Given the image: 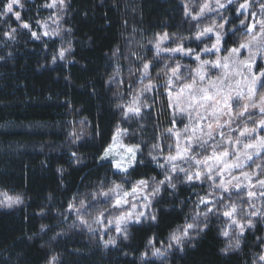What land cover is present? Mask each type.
Returning <instances> with one entry per match:
<instances>
[{
	"label": "trees",
	"instance_id": "16d2710c",
	"mask_svg": "<svg viewBox=\"0 0 264 264\" xmlns=\"http://www.w3.org/2000/svg\"><path fill=\"white\" fill-rule=\"evenodd\" d=\"M38 1L42 5L45 0H34ZM21 2L25 15L32 2ZM202 3L68 0L63 39H35L24 30L14 44L15 52L10 56L0 52V191L23 194L27 200L20 208L0 210V264H49L53 256L58 264H254V257L262 251L257 238H264V222L258 219L257 227L245 232L241 249L234 252L222 251L226 241L218 225L209 223L185 242L183 250L177 245L165 258L152 256L153 245L163 250L194 209L191 187L184 186L178 176L173 179L176 189L163 190L156 200L157 221L128 226L129 239L122 238L114 249H104L79 221L73 224L74 212L65 211L72 196L78 195L93 204L84 212L86 217L97 213L99 202L92 200V194L101 182L105 187L112 181L129 187L139 179L159 178L147 165H136L125 178L111 164H101L99 157L111 144L122 117L116 105L123 89L131 84L132 96L141 87L133 53L139 51L144 38L158 33L193 37L210 26L214 16L193 22L183 14L185 4L197 11ZM243 38L238 34L232 40ZM69 42L72 47L67 57L50 66L52 53L67 48ZM116 49L119 52L113 56ZM151 57L149 52L147 59ZM164 62L172 59L162 57L152 70L153 80ZM117 70L119 75L108 83ZM73 129L81 132L75 142L69 135ZM232 200L247 209L246 198L235 194ZM42 224L49 227L42 231ZM145 252L148 256L142 260Z\"/></svg>",
	"mask_w": 264,
	"mask_h": 264
},
{
	"label": "snow or ice",
	"instance_id": "6c2138e0",
	"mask_svg": "<svg viewBox=\"0 0 264 264\" xmlns=\"http://www.w3.org/2000/svg\"><path fill=\"white\" fill-rule=\"evenodd\" d=\"M0 3H3V0H0ZM17 6L24 7L21 0H7L0 9V16L11 15L20 22L19 27L28 29L35 39L51 38L61 34L58 25L62 15L53 14L47 20L35 21L43 29L38 34L31 30V24L22 21L21 13L15 10ZM68 6V0H50L43 5L46 8L56 9L60 13H63ZM183 14L196 22L209 14H214L210 26L199 29V23H197L199 30L192 37L201 43L204 39H212V37L214 41L210 45H204L197 52L195 49L184 47L183 42L188 39L187 37H175L173 43L176 46L166 48L163 44L171 39L169 34L167 32L156 34L152 40H149L155 49V56L151 60H145L142 56L133 53L141 63V67L136 71L140 74L137 79L142 86L134 90L129 104L116 105L123 110L122 115L125 120L142 118L144 109L151 108L152 104L141 98L154 91L160 94V89L163 88L167 92L169 106L173 108V124L176 117L175 109L179 108L181 114H187L191 125H185L182 132L174 127L166 129L176 140L175 154L171 151L172 145H169L170 151L165 158L169 171L183 173L184 183L209 182L210 191L205 196L198 197L195 202L193 223L178 227L171 234L170 242L163 250L153 245L152 256L160 258H165L168 250L173 247L172 242L183 250L185 242L194 238L192 233L198 236L209 227L210 214L220 213L228 218L227 225L220 232V235L228 238L227 245L222 249L224 253L241 249L245 232L257 227L255 220L264 222V135L261 134L264 132V0H203L195 13L185 4ZM217 19L222 22L217 23ZM49 20L57 27L50 28ZM68 31L70 32L71 29ZM16 32V28H9L3 35L14 40ZM238 34L246 38L232 40V37ZM71 47V42L68 43L67 48L61 47L52 57L53 63L57 59H64L65 54L71 51ZM118 52L119 49H116L113 56H116ZM164 52L172 54V62H164L163 69L156 72L157 79L154 81L151 73L157 64L153 61L159 62ZM176 53L194 57L197 66L190 75L182 74L181 69L189 66L175 61ZM202 55H211L215 59H201ZM209 69L217 70L220 74L214 79L209 78ZM117 75H119L118 70L115 75L109 77L108 83H112ZM189 80L190 82H186ZM119 83L123 84L124 80L121 78ZM128 87L131 89L132 85L129 84ZM174 88L178 93L175 97H173ZM152 100L155 102L154 96ZM181 101L186 107H180ZM84 123V120L80 121V124ZM140 128L143 129V125H140ZM69 135L75 142L80 138L81 132L73 129ZM128 135H130L128 129H117V136ZM181 138L184 140L183 146L180 143ZM115 140L116 137H113L114 143ZM121 147L125 149L127 156L111 162L122 176L127 178L130 175L129 169H134L138 163L137 153H143V148L141 144L124 145L122 143ZM151 149L148 155L151 156L152 161L156 162L158 167L164 168L165 166L159 163L158 156L152 155V152L162 153V146L155 143L151 145ZM202 152H210V155L198 158L199 153ZM72 155L76 157V153ZM112 156L113 145H109L103 150V155L99 159L108 160ZM177 161L189 162L195 167L184 168L179 166ZM76 162H81L78 157ZM139 163L142 164L144 161L140 160ZM150 185L151 192L148 193ZM167 188L176 189L173 176L168 172L160 181H155L154 177L136 180L130 191L125 190L122 184L112 181L111 186L106 190L101 187L99 192L93 194L92 200H96L97 197L109 199V207L98 211L91 221L84 215V212L93 207L92 202L86 198L73 195L65 211L74 212L76 219L73 224L79 221V224L86 226L89 231H94L93 224L105 225L107 228L108 225L115 223V231L121 233L122 238L127 240L129 224L143 223L145 219L157 221L156 213L149 212L147 209L161 190ZM234 193L242 200L246 198L247 209L232 200ZM128 197L134 199L143 197V205L132 202ZM226 198L228 202L225 203ZM256 202H259V206ZM22 203L23 198L20 196L5 197L0 200V206L8 208ZM218 204L222 205V208L217 207ZM125 205L129 207L125 209ZM200 205H204L203 212L198 211ZM110 210H119L120 214L114 218L111 215L106 217L105 212L110 213ZM41 215L44 213L41 212ZM200 217H203V220H200ZM48 227V225H40L42 231ZM60 234L57 233V235ZM257 239L260 240L262 251L256 254L254 264H264V238ZM149 243L152 244V241ZM103 244L105 247L116 245L117 239L109 236L107 240H103ZM147 256L148 253L145 252L141 259L144 260ZM49 264H58V258L53 256Z\"/></svg>",
	"mask_w": 264,
	"mask_h": 264
},
{
	"label": "rangeland",
	"instance_id": "374dc122",
	"mask_svg": "<svg viewBox=\"0 0 264 264\" xmlns=\"http://www.w3.org/2000/svg\"><path fill=\"white\" fill-rule=\"evenodd\" d=\"M28 1V0H27ZM32 3L27 6V10L28 13L23 15L21 12L20 7H16V11H19L21 13V17L22 19H25V22L31 24L32 31H36L38 34L41 33L43 31V29L38 26L35 21L40 20H47L49 16H52L53 14L56 15H62V19L59 21V28L61 29V34L59 36H54V37H42V39H46L48 41L52 40H60L61 38L63 39V30H62V24L65 21V17H66V12H67V8L63 11V13L58 12L56 9H52V8H46L43 7V5L47 2H50V0H45L44 3L41 5V2L38 1L37 3L34 2V0H29ZM7 0H3V3H6ZM3 3H0V9L3 8ZM185 6V5H184ZM185 8V7H184ZM189 8V7H188ZM190 9V8H189ZM193 10V9H192ZM199 10V9H198ZM197 10V11H198ZM194 11V10H193ZM197 11H194L197 12ZM229 15V13H228ZM214 16V14H209L208 16L204 17V18H208ZM187 18V17H186ZM189 19V18H187ZM190 20V19H189ZM192 21V20H190ZM14 22H17L16 24H20V22L16 21L14 17H12L11 15L4 17V16H0V52L2 54H4L5 56H10L13 52H15L16 48L14 46L15 42H17V39L20 37V34L22 31L26 30L27 32H30L28 29H22L19 26H17ZM196 22V21H193ZM217 23L222 22L220 20L216 21ZM50 28H55L57 27L56 24H53L51 20L48 21ZM16 26V27H15ZM9 28H16L17 32L15 34V39L14 40H10L7 37H5L3 35L4 32L8 31ZM68 33V32H67ZM164 33V32H162ZM162 33H158V34H162ZM169 34V33H168ZM155 36V35H154ZM153 36V37H154ZM171 39H169L168 41L164 42L163 47L166 48H171V47H175L176 44L173 43V40L175 39V37H187L188 39L185 40L184 43V47L185 48H192L195 49L197 52L200 51V49L202 47H204V45H210L213 41H214V37H212V39H204L203 43H201L200 41L194 40L192 39V37H189L187 34H180L179 36L177 35H170ZM148 37L147 39H143V41L141 42V45L139 47V51L136 52V55L142 56L145 60H151L154 56H155V49L153 47L152 44L149 43V40L153 39ZM58 52V50L55 53H52L51 58L56 55V53ZM149 52H151L152 57L150 59H147V56L149 55ZM68 53L65 54L64 59L67 57ZM221 55H223V53H221ZM168 58V57H172V54L168 53V52H164L160 58ZM64 59H57L55 63H53V61L50 64V66L55 65L58 61H63ZM172 59V58H171ZM175 61H178L179 63H181L182 65H187L189 67L187 68H182V74L184 76H188L191 74V72L196 68V63L194 62V57L193 56H185L181 53H176L175 57H174ZM201 59H215L214 56L211 55H202ZM135 61L138 64L139 68L141 67V63L139 60L136 59L135 56ZM155 64L159 63L157 61H153ZM53 63V64H52ZM138 72V71H137ZM184 72V73H183ZM219 71L217 70H213V69H209V78L214 79L217 75H219ZM139 72H138V77H139ZM155 81V80H154ZM186 82H190L186 81ZM144 83H148V81H144ZM142 86V85H141ZM129 87H127L126 89H123L122 93H121V98L119 101V104H129L132 100V96L130 95L129 92ZM177 91L174 88L173 89V97H175L177 95ZM155 97V102H153L152 97ZM142 100L146 99L150 104H152L151 108L148 109H144V113H143V117L142 118H132V119H128L125 120V118L122 115V109L119 108L120 112H121V119L119 121V123H117V125L115 126L114 129V134L113 137H116L115 143L112 139V142L110 145H113V156L110 157L108 160H101L100 159V163L101 164H111L114 171L121 174L115 167L114 164L111 162L114 159H119L120 157L127 156V153L125 151V149L123 147H121V143L124 145H134V144H141V147L143 148V153H137V161L138 163L136 165H147L151 168H153L157 173V175L159 176V178H156L155 181H160L164 179V175L166 172H168V174L174 177L178 176V179H180L181 181H184V174L181 172H177V173H171L169 171V165L166 162V156L168 155L170 149H169V145H172L171 151L173 154H175V137L170 136L169 133L166 131V129L169 128H175L177 131H181L183 130L185 125H190V121L188 119V116L186 113L181 114L179 112V108H176V117H175V123L173 124V117H172V112H173V108L169 106V102L167 99V92H165L163 90V88L160 89V94H157L155 91L152 93H148L146 94L144 97L141 98ZM180 107H186V105L183 103V101H181ZM233 108L235 110L236 105H233ZM140 125H143V129L140 128ZM191 126V125H190ZM128 129L130 135L125 136V137H120L117 136V129ZM134 133V134H133ZM262 135H264V132L261 133ZM155 143H159L162 148H163V152H152V155L154 156H158V160L160 164H163L165 167L161 168L157 166L156 162L152 161L151 156L148 155V153L150 151H152L151 149V145L155 144ZM181 146L184 145V140L183 138H181L180 140ZM198 151V150H197ZM210 155V152H202L199 153L198 158H203L204 156ZM140 160H143L144 163H139ZM177 164L181 167L184 168H194L195 165L194 164H190L189 162H183V161H177ZM135 165V166H136ZM134 166V167H135ZM131 170V169H129ZM151 179V178H149ZM219 178H217L218 180ZM124 186L125 190L130 191L132 186ZM184 186H188L191 187L190 191V198L192 200L191 206H194L193 212L194 210H196V201L198 199V197H203L205 196L206 193H208L210 191V187H209V182L205 181L203 183L199 182V181H193L192 183H184ZM100 187H104L105 190L107 189V187L104 186V184H100ZM198 188H201L200 190H197ZM171 189V188H170ZM196 189V190H195ZM100 190V189H99ZM99 190L97 192H99ZM148 193L151 192V185L148 188ZM205 191V192H203ZM94 192V193H97ZM163 189L161 190L160 194L158 196L155 197V199L152 200V203L150 205V207L147 209V211L151 212L154 211L156 213V209H155V203L156 200L160 197V195L162 194ZM201 192V193H200ZM93 193V194H94ZM92 194V196H93ZM16 196H20L23 198V203L19 204V205H15L11 208L8 207H3L0 206V210H4V211H9V210H13L16 208H20L23 205L26 204V197L23 194H12V193H8V192H1L0 191V200L5 199V197H16ZM233 196H235V193L233 194ZM129 200H131L134 203H137L138 205H143V197H140L139 199H134L133 197H128ZM96 202H99L97 207L99 208V211L104 209V208H108L109 207V199H106L104 197H97L96 200H93ZM226 201V200H225ZM220 204L217 205V207H219ZM125 209H127L129 207V205H125L124 206ZM222 208V207H220ZM205 210L204 205H200L198 211L203 212ZM193 212L189 217L188 222L186 223H193L194 221V217H193ZM97 213H93L88 219L89 221H91L92 217L96 216ZM120 214L119 210L116 211H111L109 212H105V216L109 217V215H111L112 218H114L115 216H118ZM212 219V220H211ZM200 220H203V217H200ZM211 220L209 223H215L217 224V228L218 230L221 232L222 229L225 228V226L228 223V218L223 216L220 213H213L209 215L208 221ZM150 220L145 219L144 222H148ZM199 222V221H197ZM185 223V224H186ZM105 224H107V221H105ZM133 224H137V223H131L130 225ZM140 224V223H139ZM184 224V225H185ZM127 226V227H128ZM87 229V231L90 234H93L95 236L98 237V240L100 242V245L104 248V249H114L116 248V246L119 244L120 240L122 239V234L121 233H117L115 231V223L108 225L107 228L105 227V225H96L93 224L92 228L94 229V231H89L88 228L86 226H83ZM176 231V230H175ZM192 235L194 236L195 234L192 233ZM109 236H113L117 239V244L116 245H108L107 247L104 246L103 244V240H107L109 238ZM233 236H235V233L233 232ZM102 237V238H101ZM224 237V236H223ZM225 241H226V245L228 242V238L224 237ZM188 241V240H187ZM170 242V241H169ZM168 242V243H169ZM173 246H177L175 245V242H172ZM179 247V246H178ZM255 258V257H254ZM255 261V259H254Z\"/></svg>",
	"mask_w": 264,
	"mask_h": 264
}]
</instances>
